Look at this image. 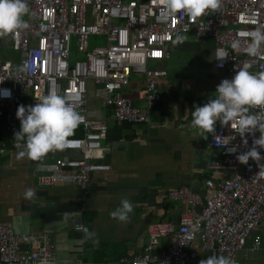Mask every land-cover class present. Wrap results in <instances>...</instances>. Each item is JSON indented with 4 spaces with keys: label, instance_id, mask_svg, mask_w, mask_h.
Listing matches in <instances>:
<instances>
[{
    "label": "built area",
    "instance_id": "2783aa9c",
    "mask_svg": "<svg viewBox=\"0 0 264 264\" xmlns=\"http://www.w3.org/2000/svg\"><path fill=\"white\" fill-rule=\"evenodd\" d=\"M27 4L29 15L24 19L29 27L18 35L0 38V117L6 120L9 137V143L0 140V158L21 150L14 138L21 130L17 109L20 105L34 106L41 94L55 91L71 97L83 129L82 137H71L69 147L56 151L63 156L40 168L44 172L38 177L42 188L75 185L82 198L89 197L92 175L111 171L102 146L108 125L88 117L90 84L97 86V96L116 121L148 123L153 105L162 98L158 80L168 76L151 64L171 58L176 34L213 41V68L222 73L218 85L235 76L237 65L250 63V72L264 71V60L243 51L249 39L246 33L264 25V0H221L217 12L195 22L179 15L163 21L158 0H27ZM234 39L242 42L240 52L230 46ZM73 41L80 59L71 62ZM220 50L229 54L223 62L216 60ZM138 75L144 78L145 108L133 106L127 94L131 77ZM215 129L222 136L221 144H229L218 147L215 138L208 135V147L220 155L210 168L228 170L231 176L222 181L206 180L204 197L186 187L171 191L168 198L183 207L179 224L151 223L147 245L128 264H195L198 256L191 249L195 243L210 256L230 257L235 264L237 253L248 240L253 239L251 253L261 249L264 168L260 165L264 159L259 164L249 159L245 165L236 158L251 149L253 138L258 139L260 133L241 138L230 124L222 127L216 123ZM243 139H247V146ZM233 147L236 151L230 152ZM257 150L264 157V149ZM164 240L167 251H161ZM0 264H57L53 239L46 233L18 234L11 222H0ZM62 264L88 263L75 259Z\"/></svg>",
    "mask_w": 264,
    "mask_h": 264
},
{
    "label": "crops",
    "instance_id": "0c3cea01",
    "mask_svg": "<svg viewBox=\"0 0 264 264\" xmlns=\"http://www.w3.org/2000/svg\"><path fill=\"white\" fill-rule=\"evenodd\" d=\"M185 37L182 43L173 45L169 60L151 64L168 76L158 80L162 98L153 105L148 123L116 121L97 96V86L90 84L88 117L108 125L102 146L111 171L92 175L89 197L82 198L75 185L39 187L38 177L44 173L40 168L53 164L63 153L50 152L40 161H32L26 157L17 159L19 151H12L0 158V222H11L18 234H49L57 264L75 259L88 264H128L147 245L151 223L179 224L183 207L168 198L171 191L186 187L204 197L206 180L230 177L228 170L210 168L212 161L220 160L219 152L208 147L207 133L201 134L190 126L194 105L203 106L216 97L222 73L213 68L215 47L211 39L187 42L192 36ZM209 42L212 56L208 48L200 50ZM143 88L144 78L132 76L127 94L135 107H147ZM80 128L74 131L79 137L83 136ZM0 140L9 143L6 120L1 117ZM27 188L36 193L32 201L24 199ZM124 198L133 206L127 223L110 215ZM81 225L95 237L82 242L84 233L78 230ZM260 235L261 249L251 253L253 239L248 240L237 253L236 264H264V219ZM167 247L164 240L161 251H167ZM191 249L198 256L195 264L210 257L198 243ZM122 260L126 262L121 263Z\"/></svg>",
    "mask_w": 264,
    "mask_h": 264
},
{
    "label": "clouds",
    "instance_id": "9594fccd",
    "mask_svg": "<svg viewBox=\"0 0 264 264\" xmlns=\"http://www.w3.org/2000/svg\"><path fill=\"white\" fill-rule=\"evenodd\" d=\"M158 3L161 6V19L165 22L177 15L195 22L198 18L217 12L221 7V0H158ZM27 15H29L27 0H0V38L18 35L21 30L28 28L29 25L24 19ZM246 35L249 39L245 42L246 47L243 51L249 57L264 60V25ZM185 39V36L176 34L172 43L179 44ZM230 46L233 51L240 52L242 42L240 39H234ZM228 56L226 51L220 50L216 60L223 62ZM218 66L223 67V63ZM250 67V63L237 65L235 76L231 80L223 79L217 86L214 99L203 106L194 105L195 110L192 112L190 125L198 129L201 134H211L218 147H224L229 143L221 144L222 136L217 135L215 129L217 121L222 127L230 124L241 138H245L246 135L254 137L255 132L258 131L260 136L258 139L253 138L251 149L236 157L245 165L248 164L249 159L257 164L264 159L257 150L264 149V71L252 73L249 71ZM5 92L10 95L9 90ZM36 101L34 106L20 105L16 112L21 124V130L14 134L15 146L21 149L17 159L26 157L32 161H40L50 152L64 150L72 144L69 137L74 134L82 121L75 103L69 96L50 91L47 95H39ZM254 109L257 111H253ZM243 143L247 146V139H243ZM229 151L235 152L236 148L233 147ZM260 167L264 168V165ZM35 195L32 188H27L23 193L27 201H32ZM132 212L131 202L124 198L120 206L110 215L121 223H127ZM78 230L84 233L82 242L93 239L96 235L82 225ZM191 231L193 233L196 231L195 225L191 227ZM199 264H235V261L221 255L202 259Z\"/></svg>",
    "mask_w": 264,
    "mask_h": 264
},
{
    "label": "rangeland",
    "instance_id": "374dc122",
    "mask_svg": "<svg viewBox=\"0 0 264 264\" xmlns=\"http://www.w3.org/2000/svg\"><path fill=\"white\" fill-rule=\"evenodd\" d=\"M193 37H188V40H187V42H192L193 41ZM195 40V39H194ZM99 42V41H98ZM99 45V44H98ZM91 47L93 48L94 47V39H92L91 40ZM212 47V43H208V44H206L204 47H201L200 48V50L202 51V49L203 48H208V54L210 55V56H212V52H211V50H209V48H211ZM214 53V52H213ZM10 56V55H9ZM71 62H74V61H76L77 59H80V56H78V54H77V50H76V44H75V42L73 41V45H72V50H71ZM138 76H140V75H138Z\"/></svg>",
    "mask_w": 264,
    "mask_h": 264
},
{
    "label": "trees",
    "instance_id": "16d2710c",
    "mask_svg": "<svg viewBox=\"0 0 264 264\" xmlns=\"http://www.w3.org/2000/svg\"><path fill=\"white\" fill-rule=\"evenodd\" d=\"M80 128V127H79ZM81 129V128H80ZM75 131H78V127L76 128V130ZM76 137H79L78 136V133L77 134H74V136H73V139H76ZM82 137V136H81Z\"/></svg>",
    "mask_w": 264,
    "mask_h": 264
}]
</instances>
